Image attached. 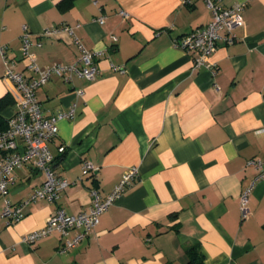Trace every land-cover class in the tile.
Here are the masks:
<instances>
[{
    "label": "crops",
    "instance_id": "obj_1",
    "mask_svg": "<svg viewBox=\"0 0 264 264\" xmlns=\"http://www.w3.org/2000/svg\"><path fill=\"white\" fill-rule=\"evenodd\" d=\"M220 2H243V24L232 42L218 40L212 74L173 45L210 20L203 0H0V44L16 71L33 74L22 57L23 25L39 66L76 59L71 36L41 33L62 24L93 51L98 69L92 79L52 76L36 90L46 115L75 102L73 117L61 118L48 142L54 171L69 183L56 201L28 202L17 222L0 217V264H185V247L194 243L203 264H264V176L246 163L264 159V0ZM13 90L0 54V96L13 99L5 118L15 110ZM83 159L96 168L81 176ZM132 165L138 174L131 185L76 245L59 251L57 231L22 241L57 207L87 209L91 187L108 193ZM13 173L7 199L16 204L43 174L28 164ZM250 183L241 218L239 195Z\"/></svg>",
    "mask_w": 264,
    "mask_h": 264
},
{
    "label": "built area",
    "instance_id": "obj_2",
    "mask_svg": "<svg viewBox=\"0 0 264 264\" xmlns=\"http://www.w3.org/2000/svg\"><path fill=\"white\" fill-rule=\"evenodd\" d=\"M203 1L210 10V20L205 25L195 27L175 39L173 45L190 54L193 67L205 66L214 74L216 67L210 57L216 49L218 40H223L225 43L234 40L233 29L243 24L241 11L244 3L236 2L225 6L220 0ZM190 2L191 0H182L183 4ZM119 12L123 16L127 15L123 10ZM96 20L102 22L103 16L97 17ZM60 32H65L66 35L72 37V41L79 48V55L71 62L52 61L39 66L34 60L33 52L28 49L30 45L29 33L27 26L23 25L20 34L22 57L25 59L26 69L33 73L30 76L14 69L13 62L4 56V45L0 44L4 77L14 85L15 106V110L6 118L5 128L0 130V196L3 198L0 217L6 218L7 223L19 221L24 215V206L30 201L38 199L56 201L61 190L69 183L68 179L54 171L52 167L54 157L48 148V142L58 133V121L61 118L73 117L75 102H70L64 111L46 115L41 110L36 90L52 76H59L67 81L74 76L92 79L98 69L92 60L93 51L85 47L74 34L72 26L67 24L50 25L41 30L43 35H55ZM73 92L75 96H79L82 94V89L76 88ZM58 151L63 152L64 146L59 145ZM246 163L252 165L259 176H264L263 158H249ZM25 164L41 171L43 179L25 199L19 203L11 204L7 195L10 185L16 181L13 171ZM95 168L90 159H83L81 161V176L90 174ZM137 174V166L127 167L113 188L103 195L96 187H91L89 189L91 201L87 209L70 214L57 207L48 214L41 227L25 232L21 236L22 241L33 243L50 235L53 231H57L62 237L59 251L70 249L87 236L97 224L100 214L131 185ZM251 186V183L245 185L239 195L241 218H246L248 215ZM73 228L79 230L69 236V231Z\"/></svg>",
    "mask_w": 264,
    "mask_h": 264
},
{
    "label": "trees",
    "instance_id": "obj_3",
    "mask_svg": "<svg viewBox=\"0 0 264 264\" xmlns=\"http://www.w3.org/2000/svg\"><path fill=\"white\" fill-rule=\"evenodd\" d=\"M71 2L72 0H66ZM13 102L12 96L6 93L0 96V130L6 126V118L2 115V110ZM187 253V261L185 264H203L202 253L198 244H190L185 247Z\"/></svg>",
    "mask_w": 264,
    "mask_h": 264
}]
</instances>
